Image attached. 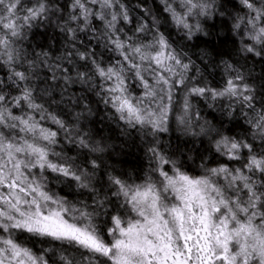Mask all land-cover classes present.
Listing matches in <instances>:
<instances>
[{"label": "snow or ice", "instance_id": "6c2138e0", "mask_svg": "<svg viewBox=\"0 0 264 264\" xmlns=\"http://www.w3.org/2000/svg\"><path fill=\"white\" fill-rule=\"evenodd\" d=\"M160 3L184 40L208 36V21L222 17L238 53L264 58V0ZM37 21L47 27L33 38L47 39V50L24 45ZM96 21L103 25L98 38L116 54L107 65L87 45L77 47L84 44L80 34L99 31ZM125 25L131 27L125 31ZM160 25L151 10L134 17L125 0H29L27 6L0 0V264H82L69 249L84 250L89 264H264V86L248 83L223 59L222 88L190 75L195 62L173 47ZM49 30L65 41L55 59ZM221 49L215 52L222 58L228 53ZM211 55L204 51L201 59ZM97 78L114 117L146 140L143 176L109 170V145L63 119V110H52L63 102V92L56 98L61 83L66 92L69 83L91 88ZM197 98L231 101L226 115L237 109L245 115L251 139L201 124ZM172 130L207 137L216 154L240 166L201 163L192 174L179 148L163 142ZM61 133L78 149L75 156L56 150ZM53 182L82 199L59 195ZM36 243L47 246L36 249Z\"/></svg>", "mask_w": 264, "mask_h": 264}, {"label": "trees", "instance_id": "16d2710c", "mask_svg": "<svg viewBox=\"0 0 264 264\" xmlns=\"http://www.w3.org/2000/svg\"><path fill=\"white\" fill-rule=\"evenodd\" d=\"M64 0H61L63 3ZM25 6L28 5L29 0H24ZM128 5L130 13L134 17H141L145 10H151L153 15H159L161 20L160 30L169 37L173 43V47L177 50H183L187 53L188 57L195 62L194 73L198 79H203L206 83L212 87L222 88L225 83L226 73L224 70V61L235 63L240 68L241 73L244 74L248 83L253 84L258 89L264 86V58L248 56L244 57L236 51V46L233 44L232 33L222 27V17H216L205 26V30L209 33L208 36H201L197 41L195 38L192 41H186L183 39V33L179 30L170 20L168 14L163 12V5L160 0H125ZM139 5V7H137ZM229 12H235V9L231 4L228 6ZM99 26V31L96 33L89 32L87 35L80 34V39L84 41V44H77L81 50H84V46L87 45L89 52H95V59L107 65L115 62L116 54L105 47V42L99 37V32L103 31V25L99 21L95 22ZM39 27L33 26L29 32L27 39L24 41L25 47H28L29 42L41 43L47 50L48 40L40 36L33 38V33H42L46 30V25L40 21L34 22ZM213 25H215L213 27ZM131 26L125 25V31ZM129 35L131 33L129 32ZM49 36H54L52 41L54 47L52 53H54L53 59L56 55H63L65 50V41L61 39V34L57 31L53 33L49 30ZM89 37L91 39L89 40ZM223 42V48L221 44ZM215 49H221L227 52L222 58L216 55ZM31 50V49H29ZM39 52L40 48H36ZM204 51H211L210 57L201 59ZM3 73L0 72V76ZM75 77V70L72 72ZM103 84L99 78L96 79L95 84L90 88L89 84H81L79 82L69 83L67 91H63L64 85L61 83V87L56 89V98L60 100L61 93L63 92V102L57 108L56 105L52 106V110L61 112L63 110L62 118L66 121H76L78 124L83 125L86 131L92 133L93 137L99 141L103 140L109 145L110 150L114 153L111 159H108L107 163L111 167H115L118 171H124L132 174L133 176L139 174L143 176L149 170V159L147 153V143L142 134H138L131 129H126L123 122L118 121L113 114V110L110 106L105 105L103 102V90L100 87ZM140 89H136L138 93ZM96 92H101V95H96ZM229 103L231 101L225 99L222 101L205 100L203 98H197L193 101L194 109L200 115V123L211 124L217 128H221L228 135H234L239 138L251 139V133L249 131V125L245 115H241V112L237 109L233 112L232 117L226 115ZM87 105L91 111H87L85 106ZM233 108H237V105L233 103ZM259 108V104H258ZM83 112V116L77 119V114ZM244 112H248L245 108ZM250 115V113H249ZM55 129V125H49ZM129 133H131L129 135ZM61 141L56 145L57 151L63 150L67 155L75 156L78 149L73 148L67 143L64 134L58 137ZM163 142L170 143L171 149L179 148L183 153V158L187 161L188 171L192 174H199L201 169L199 165L201 163L207 164L210 167H215L220 164H227L230 167H239L240 163L236 161H229L226 157L220 156L215 153L212 144L207 137L198 135H186L179 130H172L169 133L163 134ZM257 145V151L260 150V141H255ZM71 149V151H69ZM170 149V150H171ZM191 157V159H188ZM202 158V159H201ZM52 190L61 196H67L69 199H82L73 189H69L62 183L53 182L51 185ZM87 199V197H83ZM26 246L33 247L28 241H22ZM40 243H36L34 247L40 249L46 247ZM80 252L73 249H69L66 253L70 257H75L76 260L82 261V264H89L88 255L85 253L81 256Z\"/></svg>", "mask_w": 264, "mask_h": 264}]
</instances>
